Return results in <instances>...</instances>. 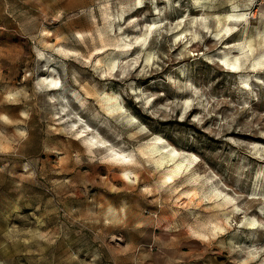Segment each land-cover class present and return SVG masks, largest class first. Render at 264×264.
<instances>
[{"label":"rangeland","instance_id":"rangeland-1","mask_svg":"<svg viewBox=\"0 0 264 264\" xmlns=\"http://www.w3.org/2000/svg\"><path fill=\"white\" fill-rule=\"evenodd\" d=\"M141 1L0 0V264H264L261 0Z\"/></svg>","mask_w":264,"mask_h":264},{"label":"bare ground","instance_id":"bare-ground-1","mask_svg":"<svg viewBox=\"0 0 264 264\" xmlns=\"http://www.w3.org/2000/svg\"><path fill=\"white\" fill-rule=\"evenodd\" d=\"M200 1L201 0H196L197 3ZM236 2L237 1L231 2L230 12L224 14L223 16H219L218 24L221 26V29L216 33V35L221 33L230 34L233 33L234 30H237L238 25L246 20V10L250 9L255 0H245L243 5H239ZM141 3L142 1L138 0L139 6H141ZM259 5L260 7L252 13V17H255L257 11L264 15V1H261ZM125 20L126 19H124V21ZM194 35V38L198 37L197 34ZM226 49L227 51L223 53L220 60L230 68L235 69L242 65L243 62H246L253 71L264 70V27L256 30L255 33L250 34V36L246 37L240 43L233 45L232 47H226ZM232 54L236 55L233 56ZM231 55L233 56L232 58H230ZM241 55L243 56L242 60H240ZM49 81V88L51 87V90H54L58 82L52 77H50ZM118 109L119 107L116 106L114 111ZM90 139L91 143L89 142V149L94 148L100 150L102 148V140H98L95 136H92ZM164 148V146L158 147L157 144H154L152 147V149L156 152H159ZM162 159L163 161H172L174 160V153L168 152ZM195 165L194 160H180L167 172L166 178L172 177L177 172ZM123 170H129V168L124 167Z\"/></svg>","mask_w":264,"mask_h":264},{"label":"built area","instance_id":"built-area-1","mask_svg":"<svg viewBox=\"0 0 264 264\" xmlns=\"http://www.w3.org/2000/svg\"><path fill=\"white\" fill-rule=\"evenodd\" d=\"M261 1H264V0H261Z\"/></svg>","mask_w":264,"mask_h":264}]
</instances>
